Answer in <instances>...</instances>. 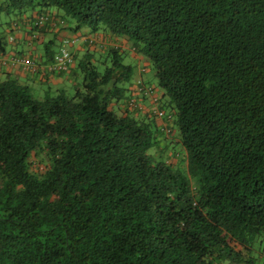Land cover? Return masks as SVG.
Returning <instances> with one entry per match:
<instances>
[{
  "label": "trees",
  "instance_id": "16d2710c",
  "mask_svg": "<svg viewBox=\"0 0 264 264\" xmlns=\"http://www.w3.org/2000/svg\"><path fill=\"white\" fill-rule=\"evenodd\" d=\"M52 10L129 42L151 80L133 81L122 42L71 56V94L0 76V264H254L264 0H0V51Z\"/></svg>",
  "mask_w": 264,
  "mask_h": 264
},
{
  "label": "crops",
  "instance_id": "0c3cea01",
  "mask_svg": "<svg viewBox=\"0 0 264 264\" xmlns=\"http://www.w3.org/2000/svg\"><path fill=\"white\" fill-rule=\"evenodd\" d=\"M30 15H32V12L27 13L26 17L29 18ZM28 18L18 22L13 31V38H8L9 42L7 41L4 51H0V76H2L5 71L10 72L15 75L21 83L30 85L37 92L42 94L47 88L54 89L62 87L65 82H69L70 84L74 82L71 71L48 72L45 70V63H43L42 58L43 45H45V43H47L51 49L52 46L59 48L64 44V47L67 48L71 56H74L76 53L81 54L83 52L86 43L89 44L88 48L90 49L95 48L97 50H102L109 46L118 45V42H122L124 53L134 59L135 75L133 81L142 79L145 83L150 82V75H143V72L147 69L145 62H142V58L130 50L129 42H124L123 39L119 40L113 38L102 32L91 33L86 28L72 31L68 28L69 24H67L66 21V24L62 22L59 14L55 10H52L50 16L47 15L46 19L42 22L37 21V16L35 17L36 19H33L36 24L45 23L47 28L45 32L33 34L28 31ZM57 50L54 49L53 53H56ZM18 52H21V57H27L36 64L33 70H27L19 64L11 63L10 59L12 55ZM142 66L144 67V71L141 68ZM131 88H134L133 84ZM149 97L148 95L137 92L136 98L138 102L140 101L139 103L142 108H148L150 103ZM155 123L160 128L164 127L163 121L158 118H155Z\"/></svg>",
  "mask_w": 264,
  "mask_h": 264
},
{
  "label": "built area",
  "instance_id": "2783aa9c",
  "mask_svg": "<svg viewBox=\"0 0 264 264\" xmlns=\"http://www.w3.org/2000/svg\"><path fill=\"white\" fill-rule=\"evenodd\" d=\"M38 22H42L46 19L45 16H38ZM71 55L65 47H59L56 53L53 55L52 60L49 64L45 66L46 70L49 72H64L67 70L69 64L71 63ZM12 64H19L24 69L32 70L34 69V62L27 57L12 56L10 59ZM161 111L156 112L157 115H161Z\"/></svg>",
  "mask_w": 264,
  "mask_h": 264
},
{
  "label": "rangeland",
  "instance_id": "374dc122",
  "mask_svg": "<svg viewBox=\"0 0 264 264\" xmlns=\"http://www.w3.org/2000/svg\"><path fill=\"white\" fill-rule=\"evenodd\" d=\"M4 20V18H1L0 17V21L2 22ZM62 47H64V44L61 45ZM56 46H52V50L54 51V49H58V47ZM123 62L124 63H131V64H134V59L133 57L127 55V54H124L123 56ZM146 74H149L151 75V71L147 68L145 72H143V75H146ZM62 88L65 89L66 93L67 94H71L72 93V90H73V85L70 84L69 82H65L63 85H62ZM31 92L33 93V95H41V93L37 92L34 88H31ZM156 93H158L156 91ZM176 134V133H175ZM168 141H171L173 144L175 145H178V143H176L175 141V136L171 135L168 137L167 139ZM161 147V146H160ZM179 147V146H178ZM177 146L174 148L175 151L178 150ZM160 152V151H159ZM167 152V151H166ZM251 254L252 256L255 257V259L253 260L254 261V264H259L261 262L264 261V255H263V252H264V237L260 238L257 240V243L253 245V247L251 248Z\"/></svg>",
  "mask_w": 264,
  "mask_h": 264
}]
</instances>
